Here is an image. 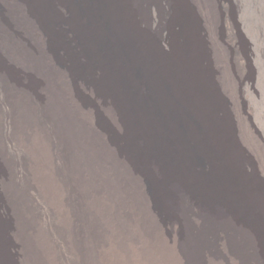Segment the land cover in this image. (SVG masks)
Listing matches in <instances>:
<instances>
[{"label": "bare ground", "instance_id": "6f19581e", "mask_svg": "<svg viewBox=\"0 0 264 264\" xmlns=\"http://www.w3.org/2000/svg\"><path fill=\"white\" fill-rule=\"evenodd\" d=\"M0 264H264V0H0Z\"/></svg>", "mask_w": 264, "mask_h": 264}]
</instances>
